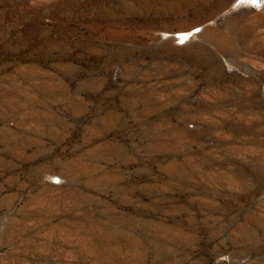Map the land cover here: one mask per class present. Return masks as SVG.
I'll list each match as a JSON object with an SVG mask.
<instances>
[{"label":"rangeland","instance_id":"374dc122","mask_svg":"<svg viewBox=\"0 0 264 264\" xmlns=\"http://www.w3.org/2000/svg\"><path fill=\"white\" fill-rule=\"evenodd\" d=\"M0 264H264V0H0Z\"/></svg>","mask_w":264,"mask_h":264},{"label":"water","instance_id":"95a60500","mask_svg":"<svg viewBox=\"0 0 264 264\" xmlns=\"http://www.w3.org/2000/svg\"><path fill=\"white\" fill-rule=\"evenodd\" d=\"M244 2H250L253 6H260L263 0H242Z\"/></svg>","mask_w":264,"mask_h":264},{"label":"bare ground","instance_id":"6f19581e","mask_svg":"<svg viewBox=\"0 0 264 264\" xmlns=\"http://www.w3.org/2000/svg\"><path fill=\"white\" fill-rule=\"evenodd\" d=\"M245 3L251 4L250 2H245ZM184 38H186V36H185ZM180 40H182V41H183L184 39H181V38H180Z\"/></svg>","mask_w":264,"mask_h":264}]
</instances>
